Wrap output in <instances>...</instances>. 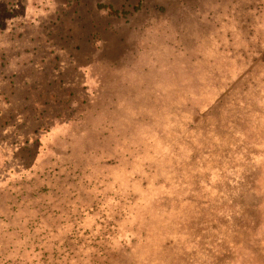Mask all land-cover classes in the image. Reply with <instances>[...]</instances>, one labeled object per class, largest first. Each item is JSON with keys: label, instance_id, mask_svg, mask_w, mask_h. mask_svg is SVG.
I'll use <instances>...</instances> for the list:
<instances>
[{"label": "rangeland", "instance_id": "rangeland-1", "mask_svg": "<svg viewBox=\"0 0 264 264\" xmlns=\"http://www.w3.org/2000/svg\"><path fill=\"white\" fill-rule=\"evenodd\" d=\"M0 264H264V0H0Z\"/></svg>", "mask_w": 264, "mask_h": 264}, {"label": "trees", "instance_id": "trees-1", "mask_svg": "<svg viewBox=\"0 0 264 264\" xmlns=\"http://www.w3.org/2000/svg\"><path fill=\"white\" fill-rule=\"evenodd\" d=\"M113 12V14H119L117 11H112Z\"/></svg>", "mask_w": 264, "mask_h": 264}]
</instances>
